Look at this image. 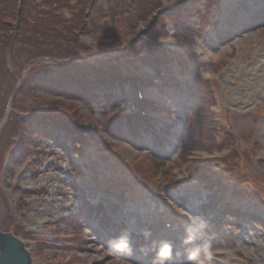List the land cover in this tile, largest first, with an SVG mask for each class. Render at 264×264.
I'll list each match as a JSON object with an SVG mask.
<instances>
[{
    "label": "rangeland",
    "instance_id": "rangeland-1",
    "mask_svg": "<svg viewBox=\"0 0 264 264\" xmlns=\"http://www.w3.org/2000/svg\"><path fill=\"white\" fill-rule=\"evenodd\" d=\"M62 1L59 13L79 14L83 25L79 57L152 42L164 49L162 84L142 93L162 112L144 119L157 135L166 121L173 137L147 146L104 135L110 117L136 106L83 108L26 87L34 55L8 42L0 48V230L24 242L32 264H264V0ZM47 108L103 142L83 157L69 141L64 150L36 141L20 155L23 119ZM219 181L227 191L215 195ZM211 202L218 207L207 213ZM139 228L155 233L154 253Z\"/></svg>",
    "mask_w": 264,
    "mask_h": 264
},
{
    "label": "trees",
    "instance_id": "trees-1",
    "mask_svg": "<svg viewBox=\"0 0 264 264\" xmlns=\"http://www.w3.org/2000/svg\"><path fill=\"white\" fill-rule=\"evenodd\" d=\"M14 1L10 0L5 3L4 9H0V48L3 46L7 48L8 42L14 45L17 43L27 49L29 54L34 55L29 60V67L23 77L26 87L39 89L53 97L76 99L89 107V104L91 107L96 104L97 107L105 108L111 105L110 107L116 108L124 102L134 107L138 104L134 87L146 88L150 85L147 79L138 75L139 68L157 71V68L166 66V62L170 60L161 46L152 43H146L147 47L141 49L132 44L115 55L104 50L102 53L105 54V58L99 60H93L95 58L93 56L89 59L79 57L75 53L74 41V37L83 29V25L80 26L79 14H75L70 20L65 19L59 13L62 0H50L39 4L33 0H22L20 11L14 15V8L10 14ZM7 26L11 28L8 29ZM143 106L146 110H155L149 102H143ZM133 119L140 125L139 132L143 135L142 138L148 140L149 136L150 142L152 139L146 122L138 117ZM23 120L25 127L14 145L20 155L26 152V149L31 151L36 141L54 142L61 150L66 148L69 141L75 147L74 154L83 157L84 154L88 155L90 147L103 142L95 140L89 132L72 121L69 115L58 112L57 109L34 111ZM129 122L126 116L118 113L108 119L103 126V132L116 140H128L131 137ZM204 170L201 163H198L194 172L199 177L201 174L202 178L198 179V176L194 178L202 180L203 176L207 175ZM215 174L219 173L216 171L210 174L211 179L205 182H212V178L214 182ZM222 182L215 184L218 187L212 193L218 195L215 192L221 194L227 191L226 184L220 185ZM219 196L223 198L222 195ZM85 206L88 210L89 206L84 202L81 207ZM213 206L214 203L211 202L206 208L207 213Z\"/></svg>",
    "mask_w": 264,
    "mask_h": 264
},
{
    "label": "water",
    "instance_id": "water-1",
    "mask_svg": "<svg viewBox=\"0 0 264 264\" xmlns=\"http://www.w3.org/2000/svg\"><path fill=\"white\" fill-rule=\"evenodd\" d=\"M24 242L10 232L0 231V264H32Z\"/></svg>",
    "mask_w": 264,
    "mask_h": 264
},
{
    "label": "bare ground",
    "instance_id": "bare-ground-1",
    "mask_svg": "<svg viewBox=\"0 0 264 264\" xmlns=\"http://www.w3.org/2000/svg\"><path fill=\"white\" fill-rule=\"evenodd\" d=\"M140 228H139V233H140ZM141 234L143 235V236H146L147 238H149V241H150V243L148 244V247H146V252H151V253H154V251L152 250V248H151V242L153 243L154 242V240L157 238L156 236H155V233L154 232H152L151 230H150V232L149 231H142L141 230ZM168 251H170V249L168 250ZM184 253V252H183Z\"/></svg>",
    "mask_w": 264,
    "mask_h": 264
},
{
    "label": "clouds",
    "instance_id": "clouds-1",
    "mask_svg": "<svg viewBox=\"0 0 264 264\" xmlns=\"http://www.w3.org/2000/svg\"><path fill=\"white\" fill-rule=\"evenodd\" d=\"M195 257V254H193V258Z\"/></svg>",
    "mask_w": 264,
    "mask_h": 264
}]
</instances>
